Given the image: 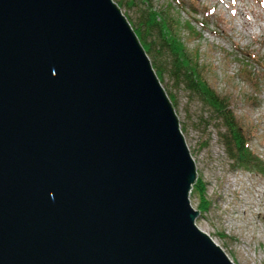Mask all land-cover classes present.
<instances>
[{
  "label": "water",
  "instance_id": "1",
  "mask_svg": "<svg viewBox=\"0 0 264 264\" xmlns=\"http://www.w3.org/2000/svg\"><path fill=\"white\" fill-rule=\"evenodd\" d=\"M113 0H0V264H233L194 222L177 112Z\"/></svg>",
  "mask_w": 264,
  "mask_h": 264
},
{
  "label": "rangeland",
  "instance_id": "2",
  "mask_svg": "<svg viewBox=\"0 0 264 264\" xmlns=\"http://www.w3.org/2000/svg\"><path fill=\"white\" fill-rule=\"evenodd\" d=\"M152 7L170 9L183 47L202 69L200 78L228 100L237 125L251 140L249 150L264 161V0H153ZM120 10L133 20L132 12ZM161 81L196 159L195 181L203 184L201 193L191 194L192 206L200 208L202 198L209 204L197 209L194 223L233 264H264V177L236 168L227 158L218 137L225 133L217 126L221 122L195 93L166 75Z\"/></svg>",
  "mask_w": 264,
  "mask_h": 264
},
{
  "label": "trees",
  "instance_id": "3",
  "mask_svg": "<svg viewBox=\"0 0 264 264\" xmlns=\"http://www.w3.org/2000/svg\"><path fill=\"white\" fill-rule=\"evenodd\" d=\"M152 2L153 0H117L115 4L119 9L133 13V20L130 21L127 17L125 19L131 22L130 29L136 33L135 37L150 59V66L158 81H161V76L166 75L176 84L183 85L195 93L202 105L221 122V125L217 126L222 127L225 133L218 137L224 145L227 158L234 162L236 168L255 171L264 177V161L249 150L248 144L251 140L237 125L232 111L229 110L228 100L218 97L216 92L208 87L207 82L200 78L202 69L196 67L197 59L189 57L183 47L178 36L181 29L178 28V22L170 17V9L157 12L156 8L152 7ZM166 97L171 102L170 97ZM202 189L203 184L197 179L190 192L201 193ZM208 207L209 204L202 198L199 210H206Z\"/></svg>",
  "mask_w": 264,
  "mask_h": 264
},
{
  "label": "bare ground",
  "instance_id": "4",
  "mask_svg": "<svg viewBox=\"0 0 264 264\" xmlns=\"http://www.w3.org/2000/svg\"><path fill=\"white\" fill-rule=\"evenodd\" d=\"M240 14H242V13H240ZM243 15V14H242ZM258 28H260V27H258ZM246 250V249H245ZM248 253V252H247ZM248 259V258H247Z\"/></svg>",
  "mask_w": 264,
  "mask_h": 264
}]
</instances>
